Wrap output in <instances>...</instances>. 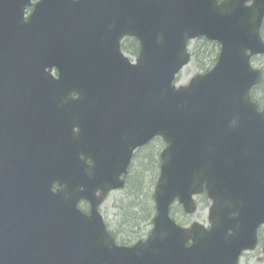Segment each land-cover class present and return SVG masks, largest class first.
I'll list each match as a JSON object with an SVG mask.
<instances>
[{"label": "water", "instance_id": "water-1", "mask_svg": "<svg viewBox=\"0 0 264 264\" xmlns=\"http://www.w3.org/2000/svg\"><path fill=\"white\" fill-rule=\"evenodd\" d=\"M29 3L0 0V83L54 82L65 95L39 111L0 98V264H239L264 224V109L251 97L264 0H39L26 20ZM124 36L140 43L134 62ZM201 37L219 44L216 63L177 83ZM157 136L151 234L118 245L99 207ZM204 188L211 224H179L172 205L195 213Z\"/></svg>", "mask_w": 264, "mask_h": 264}, {"label": "rangeland", "instance_id": "rangeland-1", "mask_svg": "<svg viewBox=\"0 0 264 264\" xmlns=\"http://www.w3.org/2000/svg\"><path fill=\"white\" fill-rule=\"evenodd\" d=\"M262 37L264 40V31ZM189 50L191 51L190 62L181 70L176 79L180 83H188L193 76L204 73L213 66L198 39L190 42ZM194 50L196 54L193 55ZM252 62L254 67L264 72V55L253 57ZM252 93L254 94L253 99L260 103L261 108H264V85L255 87ZM164 147V141L158 137L140 150L130 168L129 183L125 188L110 192L100 209L108 228L116 234V240L120 244H132L139 239H145L153 227V218L156 213L153 195L159 176V153ZM135 181L140 182L142 195L135 194L141 189H134L137 186L134 185ZM81 207L88 210L86 204H82ZM208 208L209 203L200 198L195 213L186 214L179 203H174L171 216L183 226H188L192 221L207 224ZM259 238L257 248L245 252L241 258V264H264L262 250L264 226L261 228Z\"/></svg>", "mask_w": 264, "mask_h": 264}, {"label": "flooded vegetation", "instance_id": "flooded-vegetation-1", "mask_svg": "<svg viewBox=\"0 0 264 264\" xmlns=\"http://www.w3.org/2000/svg\"><path fill=\"white\" fill-rule=\"evenodd\" d=\"M38 1L39 0H30V3L28 5H26V7L24 9V17H25L26 20L32 14V12L34 10V4L37 3ZM121 50L123 51V53L126 56H128L130 58L131 61L134 62L137 59V57L139 56L140 43H139L138 39L136 37H134V36H124L121 39ZM131 52H133L135 54H133ZM52 75L55 78L58 77L59 71H58V69L56 67L53 68ZM2 87H4V88H2ZM3 89H7V92L2 93ZM18 90H20L22 92L20 93ZM2 95L11 96L12 97V102H10V103H12V104L14 103V101L15 102L24 101L28 105H30V107H32V108H34V107L38 108L37 106H39V108H41L40 106L41 105H45V104H54V105L59 106L60 105L59 103L61 102V100L63 99L65 94H64V91H63L62 86L60 84H57V83H54V82H48V83H20V84L16 83V84L4 85V86H3V84L0 83V98L2 97ZM69 96L71 98H77L79 96V94L73 92V93H70ZM39 108L37 109L38 111H39ZM42 111L46 115L45 107H43ZM12 113H13V109H12ZM30 114L32 116L36 115V113L34 111H30L28 109V115H30ZM77 121L79 123V128H76L75 130H76V133H78L79 137H80V142L78 144L82 146V144L84 142L85 145H86V140L84 141V139H85L86 133L88 134V132L86 131L87 127H88V124H87L88 120H84L82 117H78ZM155 138H158V137H155ZM155 138L151 139L148 143H146L145 145H143V146H141V147L136 149V151L134 152L133 157L131 159V163H130V166H129V172H130V168L132 166L133 161L136 160V158H137V153L140 150H142L143 148H145L148 144H150V142H152ZM99 143L101 145H105L106 146L105 139L103 137H100V142L95 144V148L96 149L99 148ZM162 150H161V152H162ZM161 152L159 153V168H160V164H161ZM87 162L89 164H91V163H93V160L92 159H88ZM129 172H128L127 175L124 176L125 185H124L123 188H125L126 184L129 183L128 182L129 181L128 180ZM55 187H56V185H55ZM110 192H112V191H110ZM109 193H108V195H109ZM194 198H195V201L197 203V206H198V202H199L200 198H202L203 200H206L210 204V199L208 197V193H207L206 188H204L202 193H199V194L195 195ZM82 202H84V204L88 205V203L85 200H82ZM102 205H101V207H102ZM210 224L211 223L208 220V223L206 225L209 226ZM263 226L264 225H262L259 228V231H258V242H257L256 247L253 250H255L257 248L258 244H259L260 231H261V228ZM107 228H108V226H107ZM108 231L111 234V236L115 239L117 244L125 245V246H132V245H134L135 243H137L140 240H146L149 237V235L151 234L152 229H151L149 235L145 239H139L138 241H136L135 243H132V244H120V243H118L117 240H116V234H114L109 228H108ZM263 248H264V244H263L262 250H263ZM243 255L240 257L239 264H241V258L243 257Z\"/></svg>", "mask_w": 264, "mask_h": 264}, {"label": "trees", "instance_id": "trees-1", "mask_svg": "<svg viewBox=\"0 0 264 264\" xmlns=\"http://www.w3.org/2000/svg\"><path fill=\"white\" fill-rule=\"evenodd\" d=\"M263 31H264V24H263V27H262V35H263ZM198 40H199L200 46L203 47L204 52L207 53L206 57L208 58L210 64L214 65V63L216 62V60L218 58L219 45L217 43H215L213 41H209V40H207L205 38H199ZM131 53H133V52H131ZM133 54H135V53H133ZM194 54H196L195 50L193 51V55ZM261 85H264V72H263V81L258 86H261ZM252 96L254 98V94L253 93H252ZM256 102L260 106V103L258 101H256ZM135 182L136 183L134 185H137V186H135L134 189H136V190H139L140 188L141 189L139 190L138 193H135V192L134 193L137 194V195H142V186H141L140 182L139 181H135Z\"/></svg>", "mask_w": 264, "mask_h": 264}]
</instances>
